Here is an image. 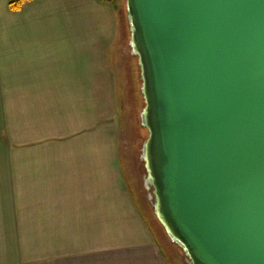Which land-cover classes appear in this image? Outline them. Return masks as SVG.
Here are the masks:
<instances>
[{
  "label": "crops",
  "instance_id": "crops-1",
  "mask_svg": "<svg viewBox=\"0 0 264 264\" xmlns=\"http://www.w3.org/2000/svg\"><path fill=\"white\" fill-rule=\"evenodd\" d=\"M121 9L0 0V264H171L119 140Z\"/></svg>",
  "mask_w": 264,
  "mask_h": 264
},
{
  "label": "water",
  "instance_id": "water-1",
  "mask_svg": "<svg viewBox=\"0 0 264 264\" xmlns=\"http://www.w3.org/2000/svg\"><path fill=\"white\" fill-rule=\"evenodd\" d=\"M154 213L189 264H264V0H125Z\"/></svg>",
  "mask_w": 264,
  "mask_h": 264
},
{
  "label": "rangeland",
  "instance_id": "rangeland-1",
  "mask_svg": "<svg viewBox=\"0 0 264 264\" xmlns=\"http://www.w3.org/2000/svg\"><path fill=\"white\" fill-rule=\"evenodd\" d=\"M121 2V16L124 28L123 41L117 49V66L118 77L122 81V111L120 112V124H119V140L123 152L131 157H140L142 159V144L146 139L148 133L147 129L142 125L140 114L144 105L143 97L141 94V77L140 68L137 64V59L134 54L131 53V47L129 44L130 31L126 16V4L125 0ZM137 97V100H136ZM143 160V159H142ZM134 166V165H133ZM138 168L139 180L138 187L140 192V202L145 212V218H148V222H152V228L154 227L160 240L158 242L164 250V252L171 259V264H189V260L182 249L173 242L167 235L164 227L158 221L153 207L152 200L149 199L150 189H143L141 165ZM151 224V223H150ZM154 231V230H153Z\"/></svg>",
  "mask_w": 264,
  "mask_h": 264
},
{
  "label": "trees",
  "instance_id": "trees-1",
  "mask_svg": "<svg viewBox=\"0 0 264 264\" xmlns=\"http://www.w3.org/2000/svg\"><path fill=\"white\" fill-rule=\"evenodd\" d=\"M29 1L31 0H9V8L13 11L21 10L22 7Z\"/></svg>",
  "mask_w": 264,
  "mask_h": 264
}]
</instances>
